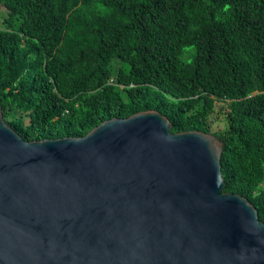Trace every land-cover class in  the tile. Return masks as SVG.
<instances>
[{"label": "trees", "instance_id": "trees-1", "mask_svg": "<svg viewBox=\"0 0 264 264\" xmlns=\"http://www.w3.org/2000/svg\"><path fill=\"white\" fill-rule=\"evenodd\" d=\"M0 106L26 140L84 136L156 110L210 132L231 100L226 192L264 221V0H0ZM125 64L112 83L114 60ZM123 85V88L120 87ZM19 112L10 118V112ZM28 117L29 122L26 121Z\"/></svg>", "mask_w": 264, "mask_h": 264}, {"label": "water", "instance_id": "water-1", "mask_svg": "<svg viewBox=\"0 0 264 264\" xmlns=\"http://www.w3.org/2000/svg\"><path fill=\"white\" fill-rule=\"evenodd\" d=\"M223 153L156 110L28 141L0 106V264H264V221L225 191Z\"/></svg>", "mask_w": 264, "mask_h": 264}, {"label": "rangeland", "instance_id": "rangeland-1", "mask_svg": "<svg viewBox=\"0 0 264 264\" xmlns=\"http://www.w3.org/2000/svg\"><path fill=\"white\" fill-rule=\"evenodd\" d=\"M8 16V10L5 7H0V26H3L5 24V19ZM124 62L121 60H114L112 62V68H113V74L110 81L112 83H117L116 75L119 68L124 66ZM121 88H123V85H120ZM230 104L231 100L228 99H219L215 103V107L213 112L210 114V133L216 134L217 132L224 131L228 127V117H229V111H230ZM10 118L14 114L21 115L22 113L19 112H10ZM26 121L29 122V119L27 116H25Z\"/></svg>", "mask_w": 264, "mask_h": 264}]
</instances>
